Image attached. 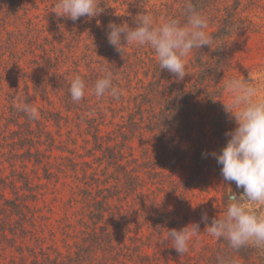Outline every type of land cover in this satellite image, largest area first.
Segmentation results:
<instances>
[{"label":"trees","instance_id":"1","mask_svg":"<svg viewBox=\"0 0 264 264\" xmlns=\"http://www.w3.org/2000/svg\"><path fill=\"white\" fill-rule=\"evenodd\" d=\"M186 2L208 18L207 31L214 43L212 48L193 49L182 80L160 69L150 47L124 45L123 52H118L108 42L109 23L135 27V17L142 12L156 24L170 18L183 22ZM56 3L0 0V80L9 72L4 64L16 45L19 49L24 45L25 52L33 55L31 64L39 72L35 78L24 72L22 89L14 82L3 117L6 132L0 153L10 157V175H0V187L9 189L13 197L2 194L0 198V264L8 257L10 264H162L161 258L164 264H218L220 256L235 264H264V248L248 245L237 251L221 238H214L198 254L181 256L167 233L185 227V220L168 203V196L163 204L157 197L161 192H179L181 184L188 186L176 177L177 167L188 161L194 166L191 185L198 184L204 192L213 176H222V165L212 156L214 151L221 152V146L214 150L210 145L226 146L225 133L234 122L225 112L223 102H229L224 85L240 77L254 34H260L264 45L262 26L252 21L264 13V0H96L98 14L76 21L58 17L53 12ZM104 66L112 70L114 86L122 93L118 100L109 95L98 98L92 91ZM75 74L87 84L78 103L69 93ZM30 77L32 91L25 80ZM39 95L50 108L39 107ZM21 100L38 109L40 116L30 120L18 111ZM10 123L18 130L9 132ZM2 126L3 122L0 130ZM63 127L70 140L75 139L71 135L75 129L88 136L85 142L91 148L86 154L93 160H80L83 156L75 150H68L70 156L64 158L54 154L66 146L59 141ZM53 158L61 161L53 162ZM29 164L41 167L43 175L31 170L35 174L31 178ZM5 171L1 166L0 173ZM71 173L83 183L74 195L76 202L81 200L87 207L88 221L81 220L86 230L66 254L53 247L37 251L28 241L40 242L44 229H53L52 223L42 222L45 216L34 204L44 195L39 192L45 187L42 182ZM227 196L222 202H227ZM225 210L226 206L218 208L217 217Z\"/></svg>","mask_w":264,"mask_h":264},{"label":"clouds","instance_id":"2","mask_svg":"<svg viewBox=\"0 0 264 264\" xmlns=\"http://www.w3.org/2000/svg\"><path fill=\"white\" fill-rule=\"evenodd\" d=\"M53 12L58 17L72 21L80 17L89 18L98 14L96 0H57ZM185 20L166 19L156 24L148 13L135 17V27L127 22L109 23L108 42L118 52H123L124 45L138 47L148 46L154 50L160 69L167 70L182 80L186 75V59L193 49L202 46L213 47L214 39L208 33V18L191 2L184 7ZM102 75L92 86L94 95L103 98L109 95L118 100L121 91L114 86L112 70L104 66ZM231 94V101L224 103L225 112L234 119L236 127L225 135L229 137L226 146L219 153H212L219 165L225 182H235L243 192L237 195L231 192L227 196L224 214L215 217L206 227V231L215 238L228 242L229 248L239 250L248 245L264 248V98L258 95L250 73L249 79L232 77L224 85ZM86 81L75 74L70 83L69 93L72 101L80 102L86 94ZM16 109L23 112L28 119L38 118V110L21 100ZM202 220L207 222L205 213ZM199 223H191L180 230H168V239L179 254L189 251L192 238L200 233ZM218 264H235L220 256Z\"/></svg>","mask_w":264,"mask_h":264},{"label":"rangeland","instance_id":"3","mask_svg":"<svg viewBox=\"0 0 264 264\" xmlns=\"http://www.w3.org/2000/svg\"><path fill=\"white\" fill-rule=\"evenodd\" d=\"M34 13L37 14L38 12L34 11ZM41 19L43 18L41 17ZM252 21L257 23L259 26H262V38H264V13L261 12L259 13V15H257V17H252ZM6 38L7 36L4 35V39ZM17 38L18 37H15V39ZM253 38V49H251L250 52H246L248 59L244 63L245 68L239 73V78L247 80L250 78L251 73L252 78L259 89L258 95L260 96V98H264V45L260 42V34H254ZM16 46H13L11 48L10 51H13V56L6 57L7 62L6 64H4V67H6L9 72L7 75L3 74V81L0 80V123L3 122V126L0 130V141H2L3 132H6V127L4 126L6 124V121H3V117L5 116V111L7 112L10 106L8 102V94H11L13 92L14 82L17 83L18 87L22 89L24 87V72L31 73L34 78L37 76L36 74L39 73L37 71V67L31 64V61L34 59L33 55L28 52H25L24 45H20V49L19 47L16 48ZM188 59L189 57L186 59V64H188ZM64 70L65 68L62 71ZM25 80H27L28 83L31 85L32 91V83L34 82V80H32V77ZM227 91V100L228 102H230L232 97L229 90ZM51 98L52 100H54V104L58 106L59 101L57 100V98H55L53 95ZM38 104L40 108H50L47 101L44 100L40 95L38 96ZM38 114L40 116L39 111ZM235 127L236 124L234 121L230 131L233 130ZM11 130L16 131L18 130V128L13 127V125L10 123L9 132H11ZM51 130L55 135L58 134V129L55 128L53 125L51 127ZM208 130L209 133L212 134V128L209 127ZM61 133L62 136L59 138V141H64L66 146L60 147L63 151H54V154L57 157L62 156V158H64L66 156H70L68 150H71L72 152L73 150H75V152L83 156L80 160H93L94 157H89V154H86V149L91 148V145L85 142V140L88 139V136L86 134H83L77 129H75L74 132L71 133V135L74 136L75 139L70 140V136L67 134L66 127L62 128ZM73 143L76 145H73ZM219 145L221 146L220 149L222 151L224 145L220 142L218 143V145L211 144L210 146H212V148L216 150ZM9 160L10 157L8 155L3 156L0 153V167L4 166L6 168V171L4 173H0V175H10ZM52 160L53 162L61 161V159L54 160V158ZM191 166L192 163L188 161L184 166L179 165L177 167L176 172V177L186 181L188 184L187 187L184 184H181L179 192L174 193L172 195H169L168 192H161L157 195V197L163 204L166 196H168V203L172 204L173 207L176 208L177 211L180 213L181 217L185 220V226L191 223H199L201 232L198 235L194 236L191 242L189 243L188 253L195 255L200 253L202 249L206 246L213 244L215 237H213L210 233L206 231V227L212 223L213 218L218 216V213H216L218 208L224 210V206L227 205V202H222L223 196L225 194L229 195V193L233 191L237 195H239L243 192V189H238L236 187L235 182H225L222 176L218 177L215 175L210 180V185L208 187L207 192H204L198 184L194 186L191 185L192 181H190L189 175L191 168H194V166ZM17 167H19V162ZM31 170H36L35 173L43 175V170L41 167L39 168L35 167L33 164H29L28 171L31 178H34L35 176V174H32ZM214 171H216V169H214ZM42 183L45 185V187L39 190V192L44 193V195L39 196L38 198L40 199H37L36 203L34 204H38L37 207L40 210V214L45 216L42 222L44 224L45 222L52 223L53 229H44L45 232L42 233L44 240L42 239L40 242H35L34 240H32V242L28 241V243L32 245V247L34 246L37 251L39 247H53L66 254L69 248L73 246L75 242L79 241L80 238H82V233L86 230V226L81 222V220L84 218V221H88V218L84 217V215L87 213V207L81 200L76 202L74 195V193L78 191L76 189L77 185L83 187V183L81 180H77L72 173L69 175L60 174L59 180H56V178L50 181L43 180ZM148 183V187H151L149 179ZM2 194H5L7 197L10 198L13 197L9 189L3 190L0 187V198ZM122 205L129 206L126 203H123ZM1 208L2 206L0 201V211ZM205 213L208 216L207 222L202 220V216ZM46 218L47 220L45 221ZM68 223L72 224V227H70L69 229L67 228ZM65 232H69L70 235H66ZM126 238L128 239L127 236ZM146 251L149 252L151 255H153L154 253L152 249H147ZM50 252L53 253V251ZM161 259H163L162 264H164V258ZM9 260L10 257H8L6 260H3L2 264H10ZM170 260H172V258ZM15 264H19V262H16ZM149 264H155V262L150 261ZM169 264H178V262L170 261Z\"/></svg>","mask_w":264,"mask_h":264}]
</instances>
